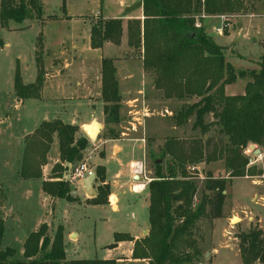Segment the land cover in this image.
Masks as SVG:
<instances>
[{
    "label": "trees",
    "instance_id": "obj_1",
    "mask_svg": "<svg viewBox=\"0 0 264 264\" xmlns=\"http://www.w3.org/2000/svg\"><path fill=\"white\" fill-rule=\"evenodd\" d=\"M65 2L63 0L64 11ZM142 4L144 21L129 22L128 46L141 54L144 70L154 76L153 85L162 91L165 99L197 100L183 106L172 119L177 127H184L194 119L192 128L199 130L202 138L190 143L171 139L157 156L151 153L154 177L147 186L149 234L140 240L128 234H115L114 244L109 248L133 242V261L194 264L202 256L195 239L196 226L208 215V207L212 208V219L222 217L228 181L248 175L264 176V164L260 170L247 168L250 155L246 153L251 144L264 152V63L259 70L237 72L226 61L224 48L201 26L205 17L242 12L243 0H142ZM43 16L42 0H0L3 28H8L10 22L41 20ZM122 36L120 20L99 22L92 27L91 47L99 50L106 42L119 46ZM42 41L40 35L41 47ZM116 73L115 60L103 59L101 100L107 124L120 121L122 96ZM247 77L250 81L245 94H226V86ZM45 81L44 61L37 57L36 81L26 85L17 73L15 95L22 101L40 100ZM210 115L213 122H206ZM79 131L78 126L60 120L42 122L25 138L20 179L42 181L46 196L71 202L66 177L82 162L90 143L86 137L78 136ZM211 131L215 133L212 138L209 137ZM54 146L58 150V162L44 180L43 169L49 163ZM217 162L223 163L228 177L219 178L207 172L205 189L197 201L199 178L190 169L202 163L209 166ZM95 180L104 185L98 187V195L90 204L107 205L111 193L105 184V167L97 168ZM5 232V221L0 215V264H118L116 260H68L62 226L53 234L47 224L41 225L26 238L23 254L15 245L3 248ZM237 238L242 264H264V231L259 226H251Z\"/></svg>",
    "mask_w": 264,
    "mask_h": 264
},
{
    "label": "rangeland",
    "instance_id": "obj_2",
    "mask_svg": "<svg viewBox=\"0 0 264 264\" xmlns=\"http://www.w3.org/2000/svg\"><path fill=\"white\" fill-rule=\"evenodd\" d=\"M243 2L242 12L223 16L225 21L221 27L219 21L212 26L220 27L222 35L214 33L212 27L207 33L214 35L217 45H225L223 48L226 61L232 64L237 72L259 70L264 63V0H243ZM67 3L69 9L64 11L62 0H48L46 14L90 17L96 12L99 13L97 7L89 4V0H67L65 4ZM92 19L93 26L106 21L100 14ZM41 33L42 28L37 23L29 21L10 22L8 28H3L0 23V215L6 218V232L2 246L6 248L15 245L19 253L23 254L27 236L37 230L41 224L48 223L50 231L51 228L57 230L62 224L67 256L72 259H103L104 247L113 243L115 234H139L145 227H149L147 193L136 195L134 193L139 194V192L133 190L136 185H147L154 177L151 153L157 156L160 149L171 139L179 143H190L202 138L200 131L192 128L194 119L184 127H177L172 119L183 106L197 100L165 99L162 91L156 90L153 85L154 76L144 70L141 54L133 48L107 57L115 60L117 69L116 75L122 96L120 121L117 124H107L104 113L96 116L95 122L101 125L97 140H90L83 130L79 131L78 136L86 137L90 142L80 164L86 163L94 173L98 167L105 166L108 170L112 194L118 196L120 192L122 193L119 195L120 201L116 204L114 198L115 200L108 207H96L90 204L94 198L87 195L89 199L86 202L89 205L85 206L84 203L73 205L81 202L77 193V183L82 180L74 177V170L71 169L66 177L71 189V202L59 200L53 207L51 205L46 208L41 204V198L38 193L36 194L35 189L32 190L33 195L30 197L26 195L27 183L19 185L16 181V179L21 180L19 171L24 150L22 134L34 132L45 118L70 121L72 117H77L80 121H88L94 112L100 113L103 102L98 83L102 65L100 67L98 61L92 58L86 60L87 64L84 58L72 54L64 58L58 55L47 58L42 47L39 46ZM229 36L233 38H225ZM37 57L43 59L46 75L49 76H46V85H44L46 88L42 90L44 93L41 98L44 100H26L20 108H15L16 99L18 100L14 95L16 74H20L24 84H33L37 78ZM67 65L69 66L65 67ZM60 69L64 71L59 72ZM55 74L58 79L51 78ZM55 80L57 83L53 84ZM249 81L250 77L237 80L231 85L229 94H245V87ZM80 95H86L89 101L68 100L78 98ZM213 120L211 115L206 117V122ZM214 135V131H211L209 137L212 138ZM108 139L143 140L144 152L141 144L129 143L118 158H113L110 153L111 143L106 142ZM257 148L260 149L258 146ZM56 153L54 146L49 163L43 169L46 177L51 174L55 165ZM118 153L119 149H116L114 156ZM261 153L262 161H257L252 154H249L250 163L255 162L253 166H256V170L263 168L264 152ZM104 156L105 158L101 159ZM134 161L143 165L142 172L135 173L133 167H130L131 170H125V181L131 186L123 185L125 187L119 188L118 173ZM196 167L195 171L191 169L190 171L196 173L199 178L197 194L199 201L205 189L207 172L210 171L219 178H227L228 175L222 162L209 166L202 163ZM133 176H138L140 179L136 181ZM228 182L227 190L224 192L226 201L222 217L212 219V208L208 207V215L196 226L195 239L202 256L200 261L194 264H242L238 254L237 236L248 232L251 228L249 226H261L260 218L264 224V176L248 175L244 178L230 179ZM103 185L95 180L94 188L97 195L98 187ZM8 203L14 215L8 212ZM234 217L239 218L240 222L233 223ZM72 233L78 234L76 242H72L76 237L70 240ZM126 248L127 245L114 252L115 257L120 256Z\"/></svg>",
    "mask_w": 264,
    "mask_h": 264
},
{
    "label": "crops",
    "instance_id": "obj_3",
    "mask_svg": "<svg viewBox=\"0 0 264 264\" xmlns=\"http://www.w3.org/2000/svg\"><path fill=\"white\" fill-rule=\"evenodd\" d=\"M89 1H90L89 4H91V6H95L99 10V13L96 12L93 16H90L91 18L87 17V16H76V17H74L73 15H69V14L65 17L64 16H56V15H47L46 9H47L48 0H42L43 5H44V16H43L42 20H28V21L32 22L34 24L37 23L39 25V27L42 28V33H41L42 38H43L42 48H43L44 55L47 58L50 59L51 56H56V55L61 56V58H64L65 56L72 54L74 56H78L79 58H84V61L87 64H88V62L86 60L92 58L95 61H98V63L100 64V67H101L103 59H106L107 57H112L111 55H113L114 53L118 54L120 52L130 51V47L128 46V24H129V22H132V21H139V22L144 21V12H143L142 0H89ZM62 2H63V0H62ZM66 2H67V0H66ZM66 9L67 10L69 9L68 3L66 4ZM97 14H100L103 17V20H106V21L107 20H120L122 22L123 36H122L121 45L117 46L111 42H106L103 45L102 49H99V50L92 49V47H91V31H92V27H93L92 17L96 16ZM49 17H51V18H49ZM217 21L220 22V27H221L224 24L225 20H224L223 16L203 18V22H202L201 26L204 29L206 34L208 33L209 28H211L213 25H215ZM220 27H216V26L212 27L213 32L218 33L219 35H222V32L219 33V30H221ZM64 31H66V33H64ZM207 35L212 37L213 40L216 42V38L214 37L213 34H207ZM219 37H221V36H219ZM225 38H229V39L231 38L232 39L233 37L229 36V37H225ZM220 46L224 47L225 45H220ZM68 66L69 65H67L65 67H68ZM61 71H64V69L59 70V72H61ZM46 76H48V74ZM65 76H66V74H65ZM51 78L52 79H58L57 74L52 75ZM55 82L57 83V80H55L53 84H55ZM26 85H29V84H26ZM45 85H46V81H45ZM79 85H81V83H79ZM98 85L100 86V89H101V72H100ZM50 86H52V84ZM230 87H231V85L226 86V88H225L226 94L229 96H234L232 94H229ZM45 88H46V86L44 87V89ZM43 93H44V91H43ZM43 93H42V95H43ZM100 96H101V94H100ZM15 97L17 98L16 95H15ZM82 99L88 100V97L86 95L85 96L80 95L78 98L74 97V98H69L68 100L77 101V100H82ZM40 100H44V99L41 98ZM68 100H64V101H68ZM56 101L60 102L63 100H56ZM24 102L25 101H22L20 99H18V100L16 99L15 108H20V106L23 105ZM102 105H103V108H102L101 112L100 113L94 112V114L91 115V117L88 121H80V119H78L77 117H72L70 121H64L62 119H55V120H60L65 124H67L66 122H69L68 124L78 126L80 128V130L84 131L83 128L87 125H90L92 122H94L95 118H97L96 116H99L101 114L103 115L104 103ZM44 121H53V120H49V119L45 118L42 122H44ZM34 132H31V133H25L24 132V134H22L23 142L25 141V138L28 135H30ZM142 141L143 140H139V139L128 140V141L119 140V139L118 140L117 139H108L106 142L111 143V150H110L111 156L113 158H118V156L124 152V149L128 147L129 143L141 144L142 150L144 152L145 147H144V144ZM55 148L57 151V153H56L57 154V160L55 162V164H56L58 162V150H57V147H55ZM116 149H119V153L117 156H114ZM106 153H105V156H106ZM105 156L101 159H104ZM135 162H137V161L131 162L129 167H127L125 169H121V171L118 173L117 185L119 188L125 187L123 185L131 186L129 183H127V181H125L124 171L130 169V167L132 168L133 165L136 164ZM139 164H141V163H139ZM105 169H106V167H105ZM48 177H46L44 175V180H47ZM133 178L136 181H138L140 179V177H138V176H133ZM151 180H150V182H151ZM16 181H17V184H19V185H21L24 182L27 183L28 187H26V189H28V191H27L26 195H28L30 197H31V195H33L32 190L35 189L36 194L38 193L39 198H41V202H42L41 204L43 206H46V208L47 207L49 208V206H51V205L53 207L59 201L56 199H51L50 197H48L44 194V192L42 190V183H43L42 181H21L18 179H16ZM83 181L84 180L77 183L78 184V192L77 193H78V196H79L81 202L79 204L76 203L73 205H82V203H84L85 206L89 205L86 202V200H88L89 198H88L87 193L85 191V188L83 186ZM121 181H122V183L119 184V182H121ZM105 184L110 187L111 195L109 197V204L102 205V206H96V207H108L110 204H112L113 200H115V199H116V204L120 201L121 196H119V195H121L122 193L120 192L118 194V196L112 194V187H111L110 181L108 179V170L107 169H106V182H105ZM148 184L145 186L142 185L143 189H142V191H139V194H137V193H134V194L142 195V194L147 193L148 213H149V192H148V187H147ZM93 188H94V183H93ZM94 190H95V188H94ZM96 196H97V194L95 192V196L93 198H96ZM115 206H113V207H115ZM8 207H9L8 212H11V215H14V211L10 208L9 203H8ZM53 212H54V209H53ZM253 216L256 217L255 215H253ZM3 219H4V221L6 220V218H3ZM225 220L228 221L229 219L228 220L225 219ZM259 221H260V223H262V225L259 226V228L264 231L263 220L260 218ZM43 224H48V223L44 222ZM43 224H41V225H43ZM60 225L62 226V224H60ZM249 227H251V226H249ZM149 229H150V224H149V227H145L139 234H134V235H131L129 233H121V234H128L134 240H140L149 234ZM55 231H56V229L54 230V228L53 229L51 228V232L53 234L55 233ZM74 237H76V240L72 241ZM70 240L72 242H76L78 240V234L72 233L70 236ZM112 244H114V241ZM112 244L104 247V255H103L104 258L103 259H97V260H116L118 264H148L146 261H133L132 260V251H133V247H134L133 242L119 243L115 249L110 250L108 247L111 246ZM125 245H127V248L121 253L120 256L115 257L114 252L119 251ZM238 254L240 256L239 250H238ZM67 259L68 260H87V259H72L69 256H67Z\"/></svg>",
    "mask_w": 264,
    "mask_h": 264
},
{
    "label": "water",
    "instance_id": "obj_4",
    "mask_svg": "<svg viewBox=\"0 0 264 264\" xmlns=\"http://www.w3.org/2000/svg\"><path fill=\"white\" fill-rule=\"evenodd\" d=\"M83 129H84L86 136L90 140H97V138L101 132V125L94 121L90 125L85 126ZM248 151H250L253 156H258L261 153V150L258 149L257 146L253 145V144H251L248 147ZM94 181H95V176H91V177H89L83 181V186L85 188V191H86L87 195L90 197L95 196V190L93 188ZM235 219L236 218H234V221H235ZM207 257H208V255H207Z\"/></svg>",
    "mask_w": 264,
    "mask_h": 264
},
{
    "label": "built area",
    "instance_id": "obj_5",
    "mask_svg": "<svg viewBox=\"0 0 264 264\" xmlns=\"http://www.w3.org/2000/svg\"><path fill=\"white\" fill-rule=\"evenodd\" d=\"M198 26H200V24H198ZM221 32H222V30H219V33H221ZM247 153L252 154L250 151H248V149H247ZM253 157H255L257 161L263 160L262 153H260L258 156H253ZM253 165H255V162H251V163L249 162L247 168L248 169L255 168L256 166H253ZM196 169L197 168H195V167L191 168L192 171H195ZM133 170L135 171V173L140 174V172H142V170H143V165L136 163L133 165ZM73 176L76 178H81V180H84V179H87L91 176H95V173L88 168L86 163H82V164H79L74 169Z\"/></svg>",
    "mask_w": 264,
    "mask_h": 264
},
{
    "label": "bare ground",
    "instance_id": "obj_6",
    "mask_svg": "<svg viewBox=\"0 0 264 264\" xmlns=\"http://www.w3.org/2000/svg\"><path fill=\"white\" fill-rule=\"evenodd\" d=\"M142 189H143V186H142V185H136V186L134 187V191H135V192L142 191ZM232 222H233V223H239V222H240V219H239V218H236L235 221H234V219H233Z\"/></svg>",
    "mask_w": 264,
    "mask_h": 264
}]
</instances>
